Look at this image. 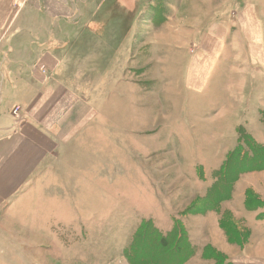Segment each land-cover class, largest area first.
I'll list each match as a JSON object with an SVG mask.
<instances>
[{
    "label": "rangeland",
    "instance_id": "obj_1",
    "mask_svg": "<svg viewBox=\"0 0 264 264\" xmlns=\"http://www.w3.org/2000/svg\"><path fill=\"white\" fill-rule=\"evenodd\" d=\"M102 1L95 23L71 29L77 34L70 51L74 70L67 75L89 81L94 115L72 137L71 151L62 152L60 196L44 200L51 205L41 212L55 222L43 239L25 234L28 251L43 264H109L124 257L143 220L166 233L174 218L181 219L189 233L191 217L210 212L203 200L239 143L240 128L264 145V48L261 53L245 34L255 30L246 12L251 5L264 33V0ZM180 21L188 28L176 34ZM88 26L107 40L86 39ZM209 36L219 50L199 90L190 72L206 55ZM100 42L106 69L93 59L89 64V51ZM37 202L30 200L29 209ZM252 207L247 222L263 228L256 214L264 202ZM21 230L13 233L19 250Z\"/></svg>",
    "mask_w": 264,
    "mask_h": 264
},
{
    "label": "crops",
    "instance_id": "obj_2",
    "mask_svg": "<svg viewBox=\"0 0 264 264\" xmlns=\"http://www.w3.org/2000/svg\"><path fill=\"white\" fill-rule=\"evenodd\" d=\"M103 6L102 0H0V264H43L35 252L28 251L29 237L25 234L34 232L36 238L43 239V233L55 222L42 214V208L51 205L44 200L60 196L62 152L71 151L72 137L85 131L94 115L89 81L79 83L67 78L74 70L70 51L77 35L71 29L95 23ZM246 12L255 22V30L249 27L245 34L262 53L264 33L255 6ZM179 23L181 28L176 34L188 28L182 26L184 21ZM88 27L86 39L107 40L103 33L96 32V27ZM237 32L243 40L241 28ZM215 41L209 36L206 55L194 62L190 83L195 89H203L210 78L214 65L211 58L219 50ZM103 46L100 42L89 51V64L103 65ZM261 63L264 65V60ZM18 107L20 111L14 114ZM247 192L264 202V171L244 174L234 186L232 199L223 202L218 210L191 217L194 228L188 230L196 254L186 264H216L205 256L208 247L222 253L232 264H264V225L260 228L247 222V216L252 214L248 211L255 212L245 205ZM32 199L38 202L29 209ZM14 209L19 211L13 217ZM25 209L26 221L20 217ZM260 215L264 220V210L256 214L258 220ZM222 221L232 222L238 232L248 236L242 246L230 242ZM19 230L24 232L20 250L18 241L13 240V233ZM13 249L21 255L14 256ZM109 264L129 263L119 257Z\"/></svg>",
    "mask_w": 264,
    "mask_h": 264
},
{
    "label": "trees",
    "instance_id": "obj_3",
    "mask_svg": "<svg viewBox=\"0 0 264 264\" xmlns=\"http://www.w3.org/2000/svg\"><path fill=\"white\" fill-rule=\"evenodd\" d=\"M262 121L264 123V111ZM261 171H264V145L258 144L240 128L239 143L217 170L216 181L203 200V207L206 211L218 210L223 202L232 199L234 186L242 175ZM256 202L262 201L247 192L246 207L252 209ZM221 226L232 243L242 246L248 237L238 232L232 222L222 221ZM204 253L206 257L214 259L216 264H232L212 247L206 248ZM123 254L129 264H186L195 256L196 248L181 219L174 218L171 229L166 233L149 219L140 223Z\"/></svg>",
    "mask_w": 264,
    "mask_h": 264
},
{
    "label": "built area",
    "instance_id": "obj_4",
    "mask_svg": "<svg viewBox=\"0 0 264 264\" xmlns=\"http://www.w3.org/2000/svg\"><path fill=\"white\" fill-rule=\"evenodd\" d=\"M19 111H20V108L18 107V108H16V109L14 110V114H17Z\"/></svg>",
    "mask_w": 264,
    "mask_h": 264
},
{
    "label": "bare ground",
    "instance_id": "obj_5",
    "mask_svg": "<svg viewBox=\"0 0 264 264\" xmlns=\"http://www.w3.org/2000/svg\"><path fill=\"white\" fill-rule=\"evenodd\" d=\"M7 106V105H6Z\"/></svg>",
    "mask_w": 264,
    "mask_h": 264
}]
</instances>
